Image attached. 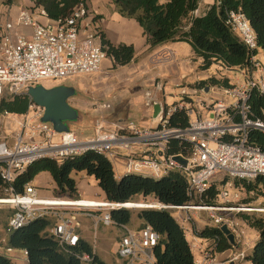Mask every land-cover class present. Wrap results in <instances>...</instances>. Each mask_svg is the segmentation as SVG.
Segmentation results:
<instances>
[{"label":"built area","instance_id":"2783aa9c","mask_svg":"<svg viewBox=\"0 0 264 264\" xmlns=\"http://www.w3.org/2000/svg\"><path fill=\"white\" fill-rule=\"evenodd\" d=\"M213 3L218 5L219 0H213ZM211 4H204L201 9L198 6L193 15L203 14ZM38 15L46 17L43 10ZM89 17L86 4L80 3L67 17L57 21L48 20L41 24L30 10L22 9L14 22H5L0 33V99L27 96L29 87L46 80L99 72L107 56L99 31L89 29L91 23L82 27L83 21ZM225 25L239 36L249 51L256 50L255 33L240 11L228 12ZM18 28L29 29V35L17 33ZM166 57L163 55L158 63L166 61ZM222 70L217 78L226 80L228 87L213 85L182 91V98L174 107L165 104L164 82L155 78L151 88L143 93L144 106L155 121V125L149 128L139 127L132 121L117 122L106 128L104 120L100 119L94 125L92 136L79 138L70 130L58 133L50 123L41 122L43 110L31 103L30 114L20 116L16 135L11 141L5 138L0 141V179L6 185L0 206L12 211L7 231L17 230L37 219H50L53 225L47 231L60 250L74 254L81 264H90L92 258L89 255L72 253V248L77 247L80 241L78 218L85 217L92 221L94 228L117 229L115 256L118 264H155L154 249L161 240L160 235L149 225L131 227L129 224H116L111 219L113 210H131L124 208L126 203L80 197L42 198L30 184L24 187L22 194L14 193L11 188L16 177L36 160L46 158L61 162L92 151L114 166L121 162L124 174L161 179L172 171L185 173L187 204L164 205L153 199L139 209L175 212L173 219L184 236L190 234L192 237L190 249L199 251L200 260L196 264H238L243 254H234L231 249L243 245L242 233L233 218L228 216L233 212L245 213L242 210L245 206L234 208L228 205L237 195L229 194L224 188L227 182L217 188L214 204H204L201 198L206 196L218 172L232 181L250 182L264 178V149L249 142L250 131L264 133V119L254 118L249 104L254 91L264 93V60L258 54L251 55L248 66L236 70L232 79L227 73L233 70ZM198 93H203L206 98H201ZM154 105L159 107L156 117H153ZM175 111H182L188 117L187 128H169V118ZM172 141L179 146L188 145L189 153L169 155ZM174 156H181L186 164L175 162ZM197 212H206L213 227L220 229L226 225L233 235V243L225 251V259L218 260L212 240L202 250L198 248V240L189 226L192 213ZM4 253L13 261L27 255L25 251L7 247Z\"/></svg>","mask_w":264,"mask_h":264},{"label":"trees","instance_id":"16d2710c","mask_svg":"<svg viewBox=\"0 0 264 264\" xmlns=\"http://www.w3.org/2000/svg\"><path fill=\"white\" fill-rule=\"evenodd\" d=\"M9 1V0H8ZM11 1V0H10ZM9 1V2H10ZM33 9H42L46 18L57 21L67 17L71 10L86 0H30ZM117 13L128 20H133L142 30L145 43L150 48L168 42H185L189 44L194 61H199L198 70L207 71L212 64L229 70H241L248 66L251 55L259 52L264 55V0H219L211 4L201 15L194 16L199 0H108ZM240 11L247 19L256 36L257 48L251 52L239 36L225 25L228 12ZM101 45L104 47L112 68L128 65L132 62L135 50L132 45H113L99 32ZM217 85L228 87L226 80L211 76L195 84L198 89ZM251 113L256 119H264V93L253 92L249 99ZM31 100L25 95L2 97L0 99V116L3 114L25 115ZM189 124L188 117L182 111H175L169 118V128L183 130ZM249 142L264 149V133L252 130ZM188 145L179 146L176 141L170 144L169 155L189 153ZM40 173H47L54 188L52 197L78 198L76 181L72 174L84 173L92 177L105 201L111 203H132L135 197L148 198L164 205L181 206L189 202L186 194L187 175L172 171L161 179H151L136 174H124L115 177L112 164L103 156L88 151L80 156L56 162L51 159H39L25 167L11 184L13 192L22 194ZM234 187L241 185L246 191H252L253 184L248 181L233 180ZM255 184L264 186V178L254 180ZM224 184V183H223ZM6 185L0 179V197ZM217 187L212 185L206 196L201 198L207 205L215 203ZM116 224H129L131 211L126 209L110 212ZM141 225H149L161 240L154 249L155 264H195L191 249L184 233L167 211L141 210L138 215ZM246 224L258 233L252 249L245 260L251 264H264V220L242 216ZM53 225L50 219H37L27 225L8 232L5 247L25 251L27 264H81L73 255L62 252L48 234ZM199 239L212 240L214 252L221 254L230 249V243L221 231L213 226H205L194 231ZM4 252V249H3ZM72 253L87 254L92 258L90 264H107L92 251V247L80 239ZM0 264H17L5 253H0Z\"/></svg>","mask_w":264,"mask_h":264},{"label":"rangeland","instance_id":"374dc122","mask_svg":"<svg viewBox=\"0 0 264 264\" xmlns=\"http://www.w3.org/2000/svg\"><path fill=\"white\" fill-rule=\"evenodd\" d=\"M4 1L9 4L16 0H9L10 2L8 0ZM28 2L29 0H19L18 3L22 8H27L28 6L26 5H29ZM212 2L213 0H203L200 2L199 8L201 9L204 4ZM94 15V13H90L89 19L92 22L96 21V17ZM161 45H170L174 49L175 57L177 59L176 65L171 64L170 66L168 65L169 67L166 65L161 66L155 71L159 73L158 78L164 82V92L166 96L165 104L167 106L174 107L177 104L176 102L180 101L182 98V90H186L189 84H194L197 81L205 80L211 76L219 77V75L223 72V68L215 64H212L207 71L200 72L198 70V62L194 61L191 48L189 44L185 42H168L158 46ZM258 56L261 60H264V55L260 52L258 53ZM141 60H143V58L139 56L135 64L132 65L130 63L113 69L111 61L107 58L100 65L99 72L78 75L69 79L46 80L41 82L40 85L47 89L58 86L70 87L74 89V96L68 100V103L77 111L78 118L76 121L68 123V129L74 132L79 138L92 136L94 132V125L96 121L100 119L104 120L105 126L109 128L117 122L124 121H132L139 127H146L151 118V113L150 110L144 106L142 93L143 91L151 88V83L155 79L153 78L155 72L147 71L145 73V70H148L150 66L149 64L145 66L144 61ZM139 67L143 68V70H141L143 71V74L137 75ZM227 75H229L232 79L236 75V70L230 71ZM137 82H139V86H136ZM209 87L210 86H204L203 88ZM192 88L198 89L195 85H193ZM206 93L207 92L204 90V94ZM198 95L201 98H206L203 93H198ZM98 106L99 112L97 111ZM171 107L169 109H171ZM92 108L95 109V112H92ZM30 112L31 109H29L27 113L30 114ZM16 116H8L6 114L0 116V141L4 138L7 141H11L14 135L18 132V122L20 121V118ZM142 119L145 120L143 121ZM55 141L57 140L55 139ZM120 164L121 162H118L115 166H112L114 172L117 175L122 176L124 175V168ZM72 178L77 184H79V188L83 196L82 198H85L86 196L101 198L98 194L99 189L92 177L86 176L84 173H74L72 174ZM34 180V182L32 181L33 186L41 181H51L50 176L47 173L38 174ZM226 182L228 185L224 188L229 192V194L237 195V198H233L228 205L234 208L243 205L247 208L259 210L257 212L245 213L233 212L228 216V218H233L232 220L240 229L243 242V245L235 246L231 249V252L234 254H243V258L238 262V264H251L249 261L245 260V257L248 255L257 240L258 233L243 221L242 216L247 215L251 218L264 220V186L255 184V182L252 181L250 183L253 184V189L248 192L241 185L234 187V182L220 172H218L212 180V185L219 188ZM152 200V197L143 198L140 196L135 197L131 202L147 204ZM0 209H3L2 212L6 211V213L7 211H11V209L6 206H0ZM141 210L142 209L130 210L132 213L131 219L136 227L140 224V220L137 215ZM169 213L171 217H175V212L171 211ZM2 216L4 215L2 214ZM192 217L193 218L191 219L189 226L192 229L193 234L194 231H199L205 226H212L206 212L192 213ZM101 227L102 226L92 228L93 233H91V236H93L95 231L98 234ZM89 231L92 232L90 229ZM114 234L118 236L117 231ZM114 234L111 235L112 238H115ZM97 237L96 241L98 242ZM185 239L187 243L192 241L190 234H185ZM196 239L198 241L200 240L197 237ZM109 248V255H114L117 249L116 238L110 244ZM98 249L99 245L96 244L95 250L99 251ZM191 251L194 259H198L200 255L199 251ZM225 257L226 253L224 255L217 254L218 260H223ZM199 260L200 258L197 261Z\"/></svg>","mask_w":264,"mask_h":264},{"label":"crops","instance_id":"0c3cea01","mask_svg":"<svg viewBox=\"0 0 264 264\" xmlns=\"http://www.w3.org/2000/svg\"><path fill=\"white\" fill-rule=\"evenodd\" d=\"M18 2L19 0H16L8 4L6 3V1L0 0V33H2L3 24L7 21L14 22L18 13L22 9L30 10L33 13L34 17H36L37 20L41 24L47 23L48 19L46 17L38 15L42 9H38V8L33 9V3L30 0L28 2L29 5H26L28 6L27 8H22ZM85 4L88 8V11L90 13L95 14L94 16L96 17V21L91 22L90 19H85L82 23V27L83 25H86V23H91L92 26L89 27V29L91 28L97 29L99 32H101L104 35L105 39H107L111 44L113 45H118V44L132 45L135 50L134 59L131 62L132 65L135 64L139 56L143 58V60L141 61H144L145 66L147 64H149L150 66L148 70L144 69L145 73L147 71L155 72L161 66L166 65L167 67H169L171 64L176 65L177 59L175 57V52H174V49L170 45L155 46L153 48H150L149 46H147L145 43V37L142 34V30L137 26V24L133 20H128L126 18L121 17L117 13L115 7L108 0H86ZM206 4H211V3H206ZM30 8H32L33 10ZM16 32L29 35L30 30L25 29V28L23 29L18 28L16 29ZM168 54H170L171 56H168ZM163 55L164 57H166V55L168 56L166 57V61L164 60V62L158 63V60H160L163 57ZM197 62L199 65V61ZM138 70L139 71H137V75L143 74V71H141L143 70L142 67H139ZM200 72H203V71H200ZM158 77H159V73L155 72V75L153 78H158ZM199 82L200 81H197L194 84H189L187 89L186 90L183 89L182 91L195 90L196 88H192V86ZM136 86H139V82H137ZM143 93H142V97H143ZM92 112H95L94 108H92ZM6 115L16 116L13 114L12 115L6 114ZM16 117L20 118V116L18 115ZM142 120L144 121L145 119H142ZM154 125H155V121H153V119L150 118L148 125L143 128L153 127ZM106 128H109V127H106ZM115 175L116 177H119V175L117 174ZM33 182L30 183V185L36 188L37 194L39 197H42V198L52 197V189L54 188V184L52 183V181H41L35 184V186H33ZM76 185H77L78 197L82 198L83 196L79 188V184L76 183ZM98 194L101 198H94V199L104 200L103 195L100 192V190H98ZM85 198L93 199V197H89V196H86ZM2 210L3 209H0V252H3V249L5 248V240L7 237V234H6L7 233V221L12 215L11 211L9 212L7 211L6 213V211L2 212ZM2 214L4 216H2ZM78 222H79V227L77 229V232L80 236V239L84 240L92 247L93 253L107 264H118L115 254L109 255L110 244L115 240V238L116 239L118 238V236L114 234L116 233L117 229L114 227H101L98 234L95 231L93 236H91V233H93L92 228H94L92 225V221H90L89 219L85 217H79ZM139 223L140 224L137 225V227L142 224L141 221ZM129 226L136 227L134 226L132 219L130 220ZM89 229L92 232H90ZM112 234L115 235L114 236L115 238L111 237ZM117 235H118V231H117ZM96 237L98 238L97 239L98 242L96 241ZM96 244L99 245V249H98L99 251L95 250ZM210 244H211L210 240L200 239L198 241L197 246L198 248L202 250L205 246L210 245ZM224 254L225 252L218 254V255H224ZM199 258H200V255L198 259ZM198 259H194L195 264ZM15 262H17V264H27L26 258H23L21 256H20V259Z\"/></svg>","mask_w":264,"mask_h":264},{"label":"water","instance_id":"95a60500","mask_svg":"<svg viewBox=\"0 0 264 264\" xmlns=\"http://www.w3.org/2000/svg\"><path fill=\"white\" fill-rule=\"evenodd\" d=\"M205 92H207V89H205ZM74 93L73 88L64 86L47 89L42 85H36L27 89V96L31 100V103L43 110L41 122L50 123L58 133L67 132L69 130L68 123L74 122L78 118L77 111L68 103V100L74 96ZM158 112V105H154L153 117H156ZM173 160L183 166L186 164V160L181 156H174ZM219 230L226 237L227 241L232 244L233 235L227 226L222 225Z\"/></svg>","mask_w":264,"mask_h":264},{"label":"bare ground","instance_id":"6f19581e","mask_svg":"<svg viewBox=\"0 0 264 264\" xmlns=\"http://www.w3.org/2000/svg\"><path fill=\"white\" fill-rule=\"evenodd\" d=\"M143 205H144V203H126L124 205V208L133 210V209H139L141 207H144ZM242 210L244 212H257V211H259L258 209H252V208H247V207L243 208Z\"/></svg>","mask_w":264,"mask_h":264}]
</instances>
